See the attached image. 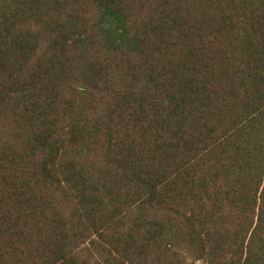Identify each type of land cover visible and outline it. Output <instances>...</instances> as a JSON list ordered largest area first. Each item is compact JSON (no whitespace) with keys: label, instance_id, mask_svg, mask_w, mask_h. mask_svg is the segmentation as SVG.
I'll return each mask as SVG.
<instances>
[{"label":"trees","instance_id":"trees-1","mask_svg":"<svg viewBox=\"0 0 264 264\" xmlns=\"http://www.w3.org/2000/svg\"><path fill=\"white\" fill-rule=\"evenodd\" d=\"M264 264V0H0V264Z\"/></svg>","mask_w":264,"mask_h":264},{"label":"rangeland","instance_id":"rangeland-1","mask_svg":"<svg viewBox=\"0 0 264 264\" xmlns=\"http://www.w3.org/2000/svg\"><path fill=\"white\" fill-rule=\"evenodd\" d=\"M196 264H201L200 262H197Z\"/></svg>","mask_w":264,"mask_h":264}]
</instances>
